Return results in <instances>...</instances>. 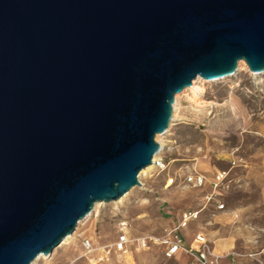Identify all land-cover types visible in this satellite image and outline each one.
<instances>
[{
    "label": "water",
    "instance_id": "95a60500",
    "mask_svg": "<svg viewBox=\"0 0 264 264\" xmlns=\"http://www.w3.org/2000/svg\"><path fill=\"white\" fill-rule=\"evenodd\" d=\"M264 71V0H0V264L136 184L177 93Z\"/></svg>",
    "mask_w": 264,
    "mask_h": 264
},
{
    "label": "rangeland",
    "instance_id": "374dc122",
    "mask_svg": "<svg viewBox=\"0 0 264 264\" xmlns=\"http://www.w3.org/2000/svg\"><path fill=\"white\" fill-rule=\"evenodd\" d=\"M157 140L161 151L155 156H163V167L152 163L142 170L141 183L121 201H101L71 237L31 264H194L184 251L168 255L159 241H133L128 251L114 246L122 219L132 237L162 238L187 209L200 210L181 229L187 243L203 231L223 253L222 264H260L255 256L264 260V71L240 61L233 74L198 78L177 93L168 130ZM196 171L207 175L201 186L186 180ZM218 171L224 177L215 186ZM86 238L97 248H88Z\"/></svg>",
    "mask_w": 264,
    "mask_h": 264
},
{
    "label": "built area",
    "instance_id": "2783aa9c",
    "mask_svg": "<svg viewBox=\"0 0 264 264\" xmlns=\"http://www.w3.org/2000/svg\"><path fill=\"white\" fill-rule=\"evenodd\" d=\"M163 156H154L153 164L159 167H163L164 165ZM224 177V172L218 171L214 184L218 186L221 180ZM207 175L203 172H190L186 175V180L190 185L193 186H201L206 182ZM212 193L208 194V198L212 197ZM224 204H220L219 207H223ZM200 210L199 209H187L181 212V217H178L176 223L170 228H168L166 234L162 237H156L152 234H143L136 237H132L129 235L127 230L128 223L127 220L122 219L120 221V233L118 234L117 239L114 242V246L116 249L120 251H128V246L131 242L135 241L139 245H148L151 241H159L165 244L166 253L168 255H173L179 251H184L188 255L194 258V264H222L223 253L218 252L215 248H213L203 231H198L194 236V241L187 243L183 233L181 231L182 227L187 224L189 220L196 219L199 217ZM196 242V243H195ZM84 244L90 249H96L91 240L86 238L84 240ZM106 251V250H105ZM109 251V250H108ZM256 255V254H254ZM107 256V255H106ZM105 256L102 254V258ZM260 264H264V260L261 257L255 256Z\"/></svg>",
    "mask_w": 264,
    "mask_h": 264
},
{
    "label": "bare ground",
    "instance_id": "6f19581e",
    "mask_svg": "<svg viewBox=\"0 0 264 264\" xmlns=\"http://www.w3.org/2000/svg\"><path fill=\"white\" fill-rule=\"evenodd\" d=\"M242 62H245L246 63V61L245 60H242ZM247 64V63H246ZM203 78L202 76H200V75H198L194 80H193V83L191 84V86H194V84H195V82H196V80L198 79V78ZM176 103V102H175ZM161 151V148H160V150L155 154V155H157V154H159V152ZM152 164H149L148 166H146L145 168H143L142 170H144L145 171V169H148V168H151L152 166H151ZM141 170V171H142ZM140 171V172H141ZM124 196V195H123ZM122 196V197H123ZM120 199V200H119ZM119 199H116V200H118V201H121V197L119 198ZM101 201H98L96 204H95V207L100 203ZM94 207V208H95ZM73 234V233H72ZM72 234H70V235H68L64 240H67L69 237H71V235ZM63 240V241H64ZM62 241V242H63ZM42 255H45L44 253H40L35 259L37 260V258H39L40 256H42Z\"/></svg>",
    "mask_w": 264,
    "mask_h": 264
}]
</instances>
